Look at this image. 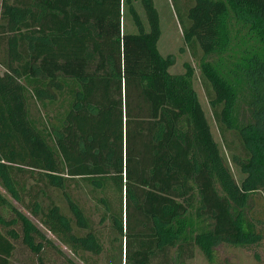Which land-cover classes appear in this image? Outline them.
Returning a JSON list of instances; mask_svg holds the SVG:
<instances>
[{"label": "trees", "instance_id": "trees-1", "mask_svg": "<svg viewBox=\"0 0 264 264\" xmlns=\"http://www.w3.org/2000/svg\"><path fill=\"white\" fill-rule=\"evenodd\" d=\"M173 3L245 178L213 137L193 66L174 75L161 56L155 0H0V187L11 199L0 191L11 214L0 215V264L15 242L37 256L57 248L13 201L76 255L102 256L107 232L119 253L109 264H187L198 249L211 257L223 244L263 242L264 0ZM126 13L137 32L125 31ZM71 182L84 184L97 223ZM51 189L74 220L42 207Z\"/></svg>", "mask_w": 264, "mask_h": 264}, {"label": "rangeland", "instance_id": "rangeland-1", "mask_svg": "<svg viewBox=\"0 0 264 264\" xmlns=\"http://www.w3.org/2000/svg\"><path fill=\"white\" fill-rule=\"evenodd\" d=\"M155 1L160 14L162 30L158 45L159 52L163 58L170 57L173 61L170 73L174 75L184 73L186 64L193 66L195 71L194 88L210 122L213 137L219 144L222 154L227 159L228 165L235 179L240 183L245 176L242 174L240 168L231 161L233 153L226 148L223 142L222 135L215 122L209 104L205 79L202 76L200 68L203 53L200 48L192 49L190 45L186 43L183 35V26L178 19L182 15L181 12L175 8L173 3L174 0ZM137 8H139V13L142 15L141 17L143 21H145L141 7L137 6ZM184 21L187 25L188 21L186 18ZM124 27L126 32H137L135 23L129 13H126ZM231 141L235 144V152H239L241 150L239 142L235 138H231ZM0 191L10 199L8 193H6L1 187ZM67 192L71 195L74 201H78L86 209L87 214L94 219L95 223L99 221L100 217L98 216V212H96L95 202L88 196L87 189L82 182H71ZM45 195L47 196L40 195V203L43 208L48 207L52 202L56 203L69 218L74 220L62 191L51 189L46 191ZM29 200L30 198L27 197L26 202H29ZM13 202L21 212L27 215L32 222L44 232L47 238L50 239L57 248L45 249L40 256H37L23 246L21 242H15V251L10 259L11 264H109L113 262V256L117 255V257H119L117 251L110 249V245L107 242V232H104L102 235V240L106 246V251L102 256L97 257L90 253H83L80 255L74 254L70 247L63 244L57 237L47 230L41 222L40 217L34 216L32 211L23 207L20 203L16 201ZM256 204L258 205L259 212L262 213L261 219L264 223V197L257 198ZM0 215L8 219L11 216L6 209L1 207ZM187 264H264V240L259 246L252 247L223 244L216 248L211 257H208L198 249L195 257Z\"/></svg>", "mask_w": 264, "mask_h": 264}]
</instances>
